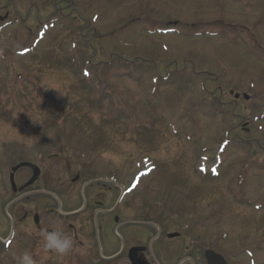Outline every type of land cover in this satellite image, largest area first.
<instances>
[{"label": "rangeland", "instance_id": "rangeland-1", "mask_svg": "<svg viewBox=\"0 0 264 264\" xmlns=\"http://www.w3.org/2000/svg\"><path fill=\"white\" fill-rule=\"evenodd\" d=\"M76 1L85 7L0 0V182L15 162L37 161L45 169L41 181L67 198L87 172L109 180L101 186L116 193L131 173L148 168L134 191L139 213L200 219L204 248H218L235 264H264V0ZM74 11L87 16L86 29L98 30L96 39L89 33L101 51L96 60L115 54L146 63L90 71L92 47L81 51L88 37L78 35ZM168 20L194 24L199 34L180 24L171 25L181 27L176 34L153 31ZM47 23L54 27L39 40ZM126 25L135 33L121 30ZM74 42L70 65L62 52L71 54ZM22 48L29 53L19 55ZM228 87H242L250 100H235ZM77 172L82 177L72 183ZM17 249L16 241L8 247L19 257Z\"/></svg>", "mask_w": 264, "mask_h": 264}, {"label": "flooded vegetation", "instance_id": "flooded-vegetation-1", "mask_svg": "<svg viewBox=\"0 0 264 264\" xmlns=\"http://www.w3.org/2000/svg\"><path fill=\"white\" fill-rule=\"evenodd\" d=\"M34 162L41 173L31 186L13 192L9 182H0L4 197L0 200V258L6 239L5 247L17 242L19 255L6 252L4 264H19L24 252L31 253L37 264H206L200 219H175L170 212L139 213L134 201L138 196L132 193L113 201L112 187L101 186L104 180H94L97 187H91L88 179L78 192L67 193L63 199L55 184L48 181L47 187L41 181L45 169ZM22 169V175L15 173L17 188L32 174L30 167ZM76 176L72 183L82 177ZM83 185L86 193L79 196ZM44 229L70 235L72 251L63 257L46 252L40 235Z\"/></svg>", "mask_w": 264, "mask_h": 264}, {"label": "trees", "instance_id": "trees-1", "mask_svg": "<svg viewBox=\"0 0 264 264\" xmlns=\"http://www.w3.org/2000/svg\"><path fill=\"white\" fill-rule=\"evenodd\" d=\"M74 4H75V7H77V8H84L85 7V4H84V2L82 3V2H78V1H74ZM66 5V4H65ZM67 5H69L67 8H69V7H71L70 6V4L69 3H67ZM71 8H73V7H71ZM73 10H76V9H73ZM54 13V12H53ZM74 13L75 14H73V17H78V18H80V19H78L76 22H77V24H76V26L78 25V26H81L82 25V28L81 29H79L78 31H79V34L78 35H82V37L83 38H86V36L89 34V33H93L94 34V37H95V39L97 38V36H98V34H97V29H95V28H87L86 29V24H83V22H82V20H83V17H85V18H87V16H84V14H83V16L80 14V12H77V11H74ZM83 13V12H82ZM55 14H57L56 12H55ZM70 15L71 14H69V15H66L65 16V14L63 13L60 17H65V18H67L68 20H69V18L70 19H72V17H70ZM78 15H80V17L78 16ZM77 19V18H76ZM165 22V21H164ZM167 22V21H166ZM81 23V24H80ZM158 22H155L154 23V25L156 26V27H154V29H153V31L154 30H157V33L158 34H161V35H169V34H176V31L174 32H170V31H168V28H169V25L167 24L165 27H163V26H158V24H157ZM39 24V23H38ZM43 25V26H42ZM41 26V30L39 29V31L37 32V37H39L40 38V36H41V34H42V37H41V39L40 40H42L43 38H44V35H45V31H48V30H51V28H53L54 26L52 25V26H50V24L49 23H47V24H42ZM75 26V27H76ZM3 28V27H2ZM165 29H166V31H165ZM193 35H194V33H193ZM88 37V36H87ZM56 42H57V44L61 41V40H59V38L58 39H56L55 40ZM89 42V43H88ZM99 42V41H98ZM109 42V41H108ZM124 42H127V41H123V43ZM76 42H74L71 46L73 47V51L71 52V54H66L65 52H62L63 51V49H62V47L60 46V45H52V46H50V51H54V52H62V57H67L68 56V59H69V63H70V65H74V58H75V56L77 55V54H75V53H73V52H76L77 50V45L75 44ZM87 43V44H86ZM85 44L87 45V47H86V45L84 44V46H83V48H82V52H85L86 53V51L88 52L89 50H90V48L89 47H92V54H91V56H90V62H88L87 60V66L88 67H90V71H93L95 68H100V69H107V68H102V67H109V66H111L112 64H116L117 66H119V67H122V66H129L128 64H131L130 66L133 68V66H135V67H137V65H140V63H138V64H136L135 62H145L146 63V61H144V60H141L140 58H137L139 61H129V60H127V59H124V58H122V57H120V56H123V55H115V54H113V56H119V57H117V58H110V57H112V56H109L107 59H99V56L101 55V51H98L97 50V48L96 47H94L95 46V44H94V42H93V44L91 43V41H90V39H89V37H88V41L86 42ZM103 42L101 41V44H102ZM92 44V45H91ZM4 46H5V48L6 49H9V48H11L12 46L10 45V43L8 44V45H6V44H3ZM88 48V50H86ZM99 49H100V47H99ZM91 51V50H90ZM89 51V52H90ZM17 53H19V55H22V56H24L25 54H27V53H29V50H27V49H24V48H22L21 50H18L17 51ZM48 53V52H47ZM99 54V56L97 57L98 58V60H96V58L94 57V55L95 56H97ZM147 55H149L148 53H146ZM96 65V66H95ZM142 65V64H141ZM13 66L15 67V70H17V68H16V66L13 64ZM146 67V66H145ZM139 68H140V66H139ZM142 68V67H141ZM144 68V67H143ZM78 70H79V72L81 73H83V70H87V68H78ZM89 71V70H88ZM20 72V71H19ZM79 73V74H80ZM81 73V74H82ZM22 74V73H21ZM202 74V73H201ZM133 75V74H132ZM200 75V74H199ZM23 76V75H22ZM89 76V74L87 73V72H84V75L82 74V78L83 79H86V80H88V77ZM130 76V75H129ZM108 97H109V95H108ZM107 99H109V98H107ZM61 107L62 106H60L59 104H58V106H53V109L54 110H56V109H61ZM28 115V114H27ZM22 119H23V121H24V123H26L27 124V121L30 119V117L29 116H25L24 118L22 117ZM28 119V120H27ZM8 120L9 121H11V122H14V120H12V119H10V118H8ZM100 127H101V125H100ZM100 129V128H99ZM101 129H102V127H101ZM100 133H103V131L102 130H100ZM229 141V140H228ZM62 146V145H61ZM63 150H64V148H62Z\"/></svg>", "mask_w": 264, "mask_h": 264}, {"label": "clouds", "instance_id": "clouds-1", "mask_svg": "<svg viewBox=\"0 0 264 264\" xmlns=\"http://www.w3.org/2000/svg\"><path fill=\"white\" fill-rule=\"evenodd\" d=\"M40 235L43 238V249L61 257L66 256L73 249V239L70 235L59 229L48 231L44 229ZM19 264H37L36 259L29 252H24L19 259Z\"/></svg>", "mask_w": 264, "mask_h": 264}, {"label": "water", "instance_id": "water-1", "mask_svg": "<svg viewBox=\"0 0 264 264\" xmlns=\"http://www.w3.org/2000/svg\"><path fill=\"white\" fill-rule=\"evenodd\" d=\"M245 97L247 98V96H245ZM24 165H30L33 168V176L31 177L29 182L26 184V185H30L31 183H33L37 179L40 170L36 165L30 164L27 162H23V163H20L19 165H17L16 167H14L13 172L16 169H18L20 166H24ZM13 172L10 175V179L12 182L13 189H15V185H14V181H13ZM23 187H21L20 189H22ZM205 258H206L207 264H226L220 255H218L217 253H215L211 250L205 251Z\"/></svg>", "mask_w": 264, "mask_h": 264}, {"label": "snow or ice", "instance_id": "snow-or-ice-1", "mask_svg": "<svg viewBox=\"0 0 264 264\" xmlns=\"http://www.w3.org/2000/svg\"><path fill=\"white\" fill-rule=\"evenodd\" d=\"M135 186V185H134Z\"/></svg>", "mask_w": 264, "mask_h": 264}]
</instances>
